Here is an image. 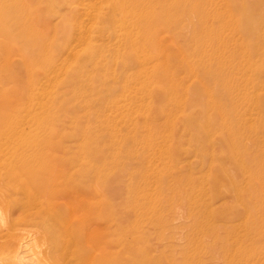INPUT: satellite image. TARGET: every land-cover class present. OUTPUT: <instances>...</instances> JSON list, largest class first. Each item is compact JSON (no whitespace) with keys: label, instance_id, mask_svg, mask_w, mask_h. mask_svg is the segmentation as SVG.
I'll use <instances>...</instances> for the list:
<instances>
[{"label":"rangeland","instance_id":"1","mask_svg":"<svg viewBox=\"0 0 264 264\" xmlns=\"http://www.w3.org/2000/svg\"><path fill=\"white\" fill-rule=\"evenodd\" d=\"M26 1L0 27V110L39 154L99 161L117 249L264 264V0H153L142 30L121 0Z\"/></svg>","mask_w":264,"mask_h":264},{"label":"bare ground","instance_id":"2","mask_svg":"<svg viewBox=\"0 0 264 264\" xmlns=\"http://www.w3.org/2000/svg\"><path fill=\"white\" fill-rule=\"evenodd\" d=\"M152 1L121 0L120 10L143 9L147 14L132 22L142 30L153 21L155 25L154 10L147 11ZM25 2L0 0V27L15 26L7 17L28 7ZM220 2L228 7L224 0ZM241 8L245 11L242 29L253 39L250 14L259 10L254 4ZM20 117L6 118L0 110V264H133L125 257L130 246L117 249L115 228L109 225L116 220L114 211L105 222L99 161L39 154L35 140L21 141L22 134L33 135L34 129L24 125L29 115ZM134 264L146 262L140 258Z\"/></svg>","mask_w":264,"mask_h":264}]
</instances>
